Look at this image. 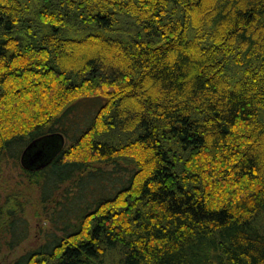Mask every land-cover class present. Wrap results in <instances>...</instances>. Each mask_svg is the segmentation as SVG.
Returning <instances> with one entry per match:
<instances>
[{"label":"trees","instance_id":"1","mask_svg":"<svg viewBox=\"0 0 264 264\" xmlns=\"http://www.w3.org/2000/svg\"><path fill=\"white\" fill-rule=\"evenodd\" d=\"M30 144L14 264H264V0H0V177Z\"/></svg>","mask_w":264,"mask_h":264},{"label":"rangeland","instance_id":"2","mask_svg":"<svg viewBox=\"0 0 264 264\" xmlns=\"http://www.w3.org/2000/svg\"><path fill=\"white\" fill-rule=\"evenodd\" d=\"M76 109V108H75ZM82 119V118H81ZM68 120V118H67ZM66 137H64L65 139ZM58 142V141H57ZM26 164L22 162L21 158L17 160H12L4 168V174L0 177V193L4 195V192H13V190L20 191L26 202L25 218L28 222L29 234L28 237L17 245L13 249H9L7 246L3 248L0 252V264H14L22 256H25L30 251L40 247L44 242L47 241L48 233L55 232L61 234L60 229L58 230L59 223L51 221L58 217L56 208L53 206L54 201L49 200L47 202H42L41 194L36 189H29L26 183V176L23 173V166ZM65 187L63 185L59 192ZM7 193V194H8ZM60 199L64 200V197L60 195ZM59 199V200H60ZM62 208V209H61ZM60 212L63 207L59 205L58 210ZM62 214V212H61Z\"/></svg>","mask_w":264,"mask_h":264},{"label":"water","instance_id":"3","mask_svg":"<svg viewBox=\"0 0 264 264\" xmlns=\"http://www.w3.org/2000/svg\"><path fill=\"white\" fill-rule=\"evenodd\" d=\"M33 146H36L37 148L32 152L33 150ZM43 147H40L38 145H32L30 144L28 146V150H30V152H28V150L25 151L23 158H24V163L28 164L30 166H42L45 162L49 160V157L51 156V154L53 153V151L51 150V148H49L48 152L45 150Z\"/></svg>","mask_w":264,"mask_h":264}]
</instances>
